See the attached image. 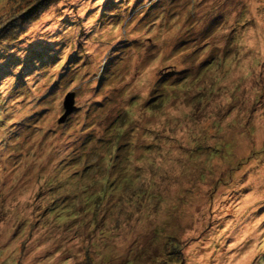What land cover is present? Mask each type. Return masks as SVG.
Wrapping results in <instances>:
<instances>
[{"label":"rangeland","instance_id":"374dc122","mask_svg":"<svg viewBox=\"0 0 264 264\" xmlns=\"http://www.w3.org/2000/svg\"><path fill=\"white\" fill-rule=\"evenodd\" d=\"M0 264H264V0H53L1 41Z\"/></svg>","mask_w":264,"mask_h":264},{"label":"trees","instance_id":"16d2710c","mask_svg":"<svg viewBox=\"0 0 264 264\" xmlns=\"http://www.w3.org/2000/svg\"><path fill=\"white\" fill-rule=\"evenodd\" d=\"M51 1L53 0H35L32 4L27 5L19 12L13 14L12 17L8 18L0 26V42L15 40L18 34L23 31L24 25L36 17L38 9L43 8Z\"/></svg>","mask_w":264,"mask_h":264},{"label":"water","instance_id":"95a60500","mask_svg":"<svg viewBox=\"0 0 264 264\" xmlns=\"http://www.w3.org/2000/svg\"><path fill=\"white\" fill-rule=\"evenodd\" d=\"M62 107H63V114L60 117V121H62L65 118V116L73 109L72 93H67L65 95Z\"/></svg>","mask_w":264,"mask_h":264}]
</instances>
